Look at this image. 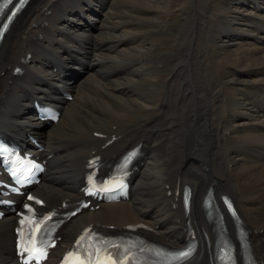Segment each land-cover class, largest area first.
Returning a JSON list of instances; mask_svg holds the SVG:
<instances>
[{"label": "bare ground", "instance_id": "1", "mask_svg": "<svg viewBox=\"0 0 264 264\" xmlns=\"http://www.w3.org/2000/svg\"><path fill=\"white\" fill-rule=\"evenodd\" d=\"M77 68L87 72L79 82ZM35 98L61 108L57 124L37 118ZM0 126L27 145L28 134L40 137L48 207L82 197L90 157L111 161L142 144L129 201L68 221L46 264L89 224L145 222L179 247L188 219L209 230L210 186L234 197L264 262V0H34L0 48ZM14 223L10 212L0 220L3 264L14 259Z\"/></svg>", "mask_w": 264, "mask_h": 264}, {"label": "rangeland", "instance_id": "2", "mask_svg": "<svg viewBox=\"0 0 264 264\" xmlns=\"http://www.w3.org/2000/svg\"><path fill=\"white\" fill-rule=\"evenodd\" d=\"M175 3H176V6H177V0H175ZM109 11H112L113 9H108ZM99 16L100 17H102L103 16V13H100L99 14ZM85 19H86V17H85ZM168 39V38H167ZM87 63V62H86ZM86 70H83V69H77L75 72H74V75H75V81H82L83 79L82 78H85V76H86ZM80 79H82V80H80ZM127 85V84H126Z\"/></svg>", "mask_w": 264, "mask_h": 264}, {"label": "snow or ice", "instance_id": "3", "mask_svg": "<svg viewBox=\"0 0 264 264\" xmlns=\"http://www.w3.org/2000/svg\"><path fill=\"white\" fill-rule=\"evenodd\" d=\"M183 255H187L186 253H184Z\"/></svg>", "mask_w": 264, "mask_h": 264}]
</instances>
